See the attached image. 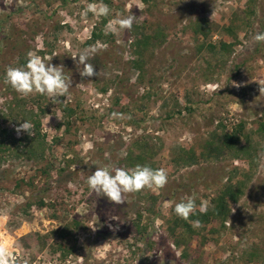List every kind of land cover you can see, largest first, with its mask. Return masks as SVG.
I'll return each mask as SVG.
<instances>
[{
	"label": "rangeland",
	"instance_id": "obj_1",
	"mask_svg": "<svg viewBox=\"0 0 264 264\" xmlns=\"http://www.w3.org/2000/svg\"><path fill=\"white\" fill-rule=\"evenodd\" d=\"M109 1V19L133 14L135 25H146L148 31L158 19L181 21L167 30L163 46L145 53L147 65L142 74L130 64L136 59L133 32L115 35L124 63L102 72L106 92L101 91L102 84L96 87L71 80L69 97L59 102L37 94L25 97L30 108L42 105L46 110L42 132L54 170L49 178L42 176L40 169L46 162L18 157L17 145L0 153V243L10 247L21 264H264V168L260 166L264 137L253 126L256 119L264 118V94L259 91V82L264 81V42L253 39L264 32L259 8L264 0L251 6L254 14L248 8L250 0ZM90 3L99 1L0 0V16L11 15L17 29L27 27L31 32L34 26L38 33L30 51L47 61L57 55L77 56L89 48L86 43L95 27H102V17L84 14ZM203 3H207L206 17L212 28L210 43L217 47L221 42L235 43L227 32L234 26L238 39L230 52L217 48L197 53L198 43L189 25ZM17 52L8 53L9 60L1 61L0 68L21 66ZM43 52L50 55L45 58ZM118 76L124 80L125 92L117 84ZM5 86L0 78V124L21 137L24 133L18 135L15 128L22 121L17 111L10 114ZM63 105L75 114L68 117ZM113 112L132 118L112 119ZM241 122L257 150L252 166L228 156L217 162L200 160L195 166L177 160L182 149L200 152L199 144L220 131V123L232 133ZM129 152L145 154L155 169L164 168L168 182L161 189L128 194L125 203L116 205L93 193L86 180L96 166L130 168L125 163ZM209 166L224 167L236 174L234 181H246L245 193L231 204L226 227L217 222L193 237L188 261L181 258L185 246H178L169 235L166 219L175 204L172 195L178 200L195 196L210 206L215 189L207 185L214 184V178L209 177L205 186L190 177L193 171ZM63 167L73 176L60 187L58 172ZM194 180L196 185H190ZM41 197L47 203L43 209L36 204ZM137 224L147 230H138ZM186 232L182 228L176 236ZM254 246L260 249L259 258L248 261L246 252Z\"/></svg>",
	"mask_w": 264,
	"mask_h": 264
},
{
	"label": "trees",
	"instance_id": "obj_2",
	"mask_svg": "<svg viewBox=\"0 0 264 264\" xmlns=\"http://www.w3.org/2000/svg\"><path fill=\"white\" fill-rule=\"evenodd\" d=\"M143 1L148 2V0ZM103 3L107 4L109 7L112 5L109 0H103ZM257 3L258 2L256 0H250L248 8L251 9V6ZM203 4H199L201 11L197 15L198 17L195 20L191 21L189 25V29L193 33V36L198 43L197 53H201L204 50L213 52L217 48H220L224 52H230L238 39L237 33H235L234 30V26L228 27L227 32L230 34V36H232L235 43L221 42L219 44V47L210 43L212 28L206 17L207 3ZM259 8L264 15V1L259 2ZM19 11H21V9L18 8V12ZM250 12L251 14H254L255 11L251 9ZM172 18L173 20L158 19L155 25H153V28L150 29V31H148L146 25H133V28L131 30L133 32L132 47L133 54L136 56V59H133L130 62L131 68L139 70L141 74L145 72V66L147 65L145 53L150 51L152 48L156 49L163 46L168 37L167 30H169L171 26L176 27L181 21V19H178L177 17ZM108 20V17H102V27L96 26L94 31L92 32L91 39H89V41H87L86 43V47L95 45L97 42L111 44L98 51L89 61L94 65L95 71L99 73L98 76H93L91 78L81 77L80 68H82V66H77L76 60H78V57L76 59H73L74 56L72 55H57L56 57H52V60L50 61V63L53 65H62L64 67L65 75L71 77V80L73 81L90 82L95 84L96 87H100V85L102 84V92H106L108 90V86L104 85L103 81L106 77L102 75V72L107 71V69L112 65L120 66L124 63V51L122 50L120 45H117L115 35L104 34V26L108 22ZM32 28H34V26L31 27V32L27 27H18L17 29L16 25L11 22V15L0 16V63L3 60L4 62L6 61V59L9 60L7 58V54L12 50L18 51L17 54L18 58L20 59L19 63L21 64V66L26 63L27 53L31 50L33 42L38 33L36 29L33 30ZM46 52L42 53L43 57L45 58L47 57V55H50ZM48 52L52 53V51ZM189 59L192 60L193 58ZM181 66L182 65H180V67ZM6 69L7 68H5L4 65H1L0 78L4 79ZM140 80H142V78H140ZM120 82L122 83L120 84ZM123 82L124 80L118 76L117 84H119L118 86H121L122 92H125L126 89L124 86L126 85ZM5 91L6 92L4 98L10 106V114H13L14 111H17L18 118H21V121H30L34 125V135L29 136L27 133H24L23 135H21V137H17L15 132L10 133L8 129L3 128L0 124V153H5L11 150V147L13 145H17L15 150L18 152V157L24 156L29 160H35L38 164L46 162V164L41 167L40 173L42 174V176L49 178L51 176V172L54 170V164L50 163L47 160V136L42 132L43 128L41 117L46 113V110L42 107V105H39V107L37 108H30L25 97L17 94L7 84L5 86ZM37 96H39V98H42L44 95L37 94ZM62 107L64 113L67 114L68 117H71L75 114V110L71 107L64 105ZM253 126L255 132L264 137V118L256 119L253 123ZM218 127V129H221L220 131L211 133L209 139L204 140L201 144H199L201 148L200 152H197L195 148L182 149L180 153L181 155H179L177 160L183 162V164L186 166H195L200 163V160H214L215 162H217L228 156L238 161L247 160L250 166H252L253 163L251 161L254 157V153H256L257 150H255L254 147L250 144L248 135L244 134L245 123L241 122L232 133L226 132V128L222 123H220ZM244 137L246 138V142L242 144V138ZM125 163L130 168L134 167L137 164H140L148 165L155 169L154 164L149 163V160L145 154L135 156L132 152H129L127 158L125 159ZM66 170V167H63L60 168V171L58 172L60 178L57 180V182L60 183V187H64L66 183H68L66 181L70 180L73 176L72 172H68ZM209 172L212 173L210 174ZM235 175V173L226 171L224 167H219L216 170L210 166L202 168L200 167L198 171H193L190 174V177L197 178L198 183H204L203 185L205 186L209 177L214 178V184L207 185V188L215 189V194L211 199L210 206L207 207V212L205 214H201L199 212V206L201 205V202L198 198H195L197 211L190 217L188 221L181 219L175 214L174 206L180 200H178L175 195H172V199L174 200L175 204L171 207V213L166 219V224L168 225L169 235L176 238V244L178 246H185L183 253L181 254V258H186L188 261L190 260L188 252L190 249L191 240L195 235H199L201 229L207 228L212 224H216L217 222H221L222 226L226 227V223L232 213L231 204L238 203L245 193L244 188L246 186V181H234L235 177L233 176ZM224 177H227V180L223 183L222 180ZM21 183H23V181ZM21 183H19L18 185L21 186ZM196 183L197 181L194 180L190 185L193 186L196 185ZM33 185L34 184L32 183V186ZM27 201L28 206L32 207V203L29 202L30 198H28ZM36 204L41 209L47 206L44 197H41ZM194 220H199L200 226H194L191 223V221ZM182 228H185L187 232L185 234L176 236V233ZM137 229L142 231L147 230V227L140 228V224H137ZM209 230L211 231L212 229L210 228ZM259 251L260 249L257 246L251 247L250 251L246 252L245 257H247L248 261H253L256 258H259Z\"/></svg>",
	"mask_w": 264,
	"mask_h": 264
},
{
	"label": "clouds",
	"instance_id": "obj_3",
	"mask_svg": "<svg viewBox=\"0 0 264 264\" xmlns=\"http://www.w3.org/2000/svg\"><path fill=\"white\" fill-rule=\"evenodd\" d=\"M91 12L99 17H109L111 14L110 7L99 0V3H90L85 9V15ZM137 17L133 14L124 16L119 15L113 19H109L104 27V34L119 35L120 33L130 32L136 23ZM255 42H264V32L254 35ZM97 42L85 49L73 59L76 60L77 66L80 68L81 77L91 78L98 76L94 65L90 63V59L94 55L105 48ZM52 57L47 62L41 56L33 53H27L26 63L22 66H9L5 71L4 83L9 85L17 94L28 97L30 95L39 94L47 96L52 102L61 101V97L67 99L72 88L71 77L65 75L62 65L56 66L50 63ZM260 93L264 94V81H260ZM239 86V85H235ZM112 119H131V115L119 112L111 114ZM19 135L22 132L29 136L34 135V125L30 121H22L15 128ZM261 159H264V153H261ZM264 168V163H261ZM168 182V174L164 168L153 169L148 165L137 164L132 168L115 167L111 170L109 167L96 166L94 172L87 177L86 183L89 189L98 196H105L107 199L120 205L125 203V197L128 194L138 193L144 189H161ZM197 211L195 196L183 197L174 206L175 214L188 221ZM199 212L205 214L207 212V204L201 203ZM115 219V218H114ZM194 226H200L199 220L191 221ZM115 230V229H114ZM0 264H21L18 255L10 248L0 243Z\"/></svg>",
	"mask_w": 264,
	"mask_h": 264
}]
</instances>
